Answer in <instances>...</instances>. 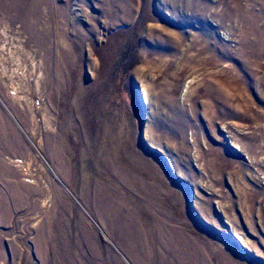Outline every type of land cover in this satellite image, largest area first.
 I'll return each mask as SVG.
<instances>
[{"label": "rangeland", "instance_id": "obj_1", "mask_svg": "<svg viewBox=\"0 0 264 264\" xmlns=\"http://www.w3.org/2000/svg\"><path fill=\"white\" fill-rule=\"evenodd\" d=\"M0 264H264V0H0Z\"/></svg>", "mask_w": 264, "mask_h": 264}, {"label": "bare ground", "instance_id": "obj_2", "mask_svg": "<svg viewBox=\"0 0 264 264\" xmlns=\"http://www.w3.org/2000/svg\"><path fill=\"white\" fill-rule=\"evenodd\" d=\"M223 69H224V68H223ZM215 79H216V78H215ZM221 79H222V78H221ZM221 82H222V81H221ZM231 83H232V82H231ZM211 84H212V83H211ZM226 87H227V86H226ZM216 89H217V88H216ZM220 90H221V89H220ZM209 92H210V91H209ZM212 92H213V91H212ZM220 92H221V94H225V93H224L225 91H223V90L219 91L218 93H220ZM212 94H213V93H212ZM215 94H216V93H215ZM232 98H233V97L230 96L229 99L232 100ZM236 98H238V97H236ZM56 150H57V149H56ZM171 242H172V241H171ZM172 244H173V243H172Z\"/></svg>", "mask_w": 264, "mask_h": 264}]
</instances>
